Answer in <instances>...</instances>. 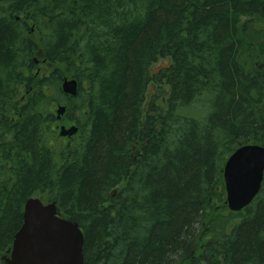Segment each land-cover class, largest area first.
<instances>
[{
  "label": "trees",
  "instance_id": "1",
  "mask_svg": "<svg viewBox=\"0 0 264 264\" xmlns=\"http://www.w3.org/2000/svg\"><path fill=\"white\" fill-rule=\"evenodd\" d=\"M243 144L264 145V0H0V256L37 195L85 264H264V177L225 202Z\"/></svg>",
  "mask_w": 264,
  "mask_h": 264
},
{
  "label": "water",
  "instance_id": "2",
  "mask_svg": "<svg viewBox=\"0 0 264 264\" xmlns=\"http://www.w3.org/2000/svg\"><path fill=\"white\" fill-rule=\"evenodd\" d=\"M157 70V69H156ZM77 80L63 78L61 89L65 94L77 93ZM65 107L58 105L56 117ZM75 125L60 126V136H72ZM264 175V146L243 144L225 160L222 169L225 202L230 211L245 208L258 194ZM84 236L79 225L61 217L55 202L44 204L40 198L30 197L23 208L21 226L15 232L11 247L1 256L3 264H85Z\"/></svg>",
  "mask_w": 264,
  "mask_h": 264
},
{
  "label": "rangeland",
  "instance_id": "3",
  "mask_svg": "<svg viewBox=\"0 0 264 264\" xmlns=\"http://www.w3.org/2000/svg\"><path fill=\"white\" fill-rule=\"evenodd\" d=\"M169 62V59L168 58H161V59H159L157 62H155L153 65H152V69H156V68H158V67H160L161 65H164V64H167ZM24 92V91H23ZM56 135L58 136V134L56 133ZM59 137V136H58ZM60 138V137H59ZM59 140H57V142H58ZM35 196H37V195H35ZM37 197H39V196H37ZM3 253H1V255H2ZM1 262H2V264H3V260H1Z\"/></svg>",
  "mask_w": 264,
  "mask_h": 264
},
{
  "label": "bare ground",
  "instance_id": "4",
  "mask_svg": "<svg viewBox=\"0 0 264 264\" xmlns=\"http://www.w3.org/2000/svg\"><path fill=\"white\" fill-rule=\"evenodd\" d=\"M68 95V94H67ZM70 96H72V95H70ZM75 96V95H74ZM57 105H61V104H57ZM62 106H64V105H62ZM65 107V106H64ZM65 109H66V107H65Z\"/></svg>",
  "mask_w": 264,
  "mask_h": 264
}]
</instances>
